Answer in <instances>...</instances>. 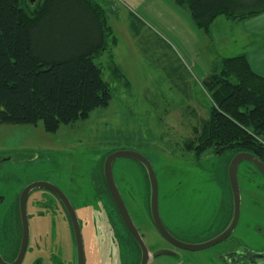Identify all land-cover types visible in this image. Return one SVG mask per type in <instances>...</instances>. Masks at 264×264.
<instances>
[{
	"label": "rangeland",
	"instance_id": "obj_1",
	"mask_svg": "<svg viewBox=\"0 0 264 264\" xmlns=\"http://www.w3.org/2000/svg\"><path fill=\"white\" fill-rule=\"evenodd\" d=\"M27 11L39 9L43 0ZM105 13L108 37L104 53L93 60L102 69L111 100L86 120L47 134L34 126L0 124V255L12 261L17 250L18 199L31 184L46 183L71 201L79 222L85 264H133L120 243L123 228L104 199H93V179L104 159L115 151H131L151 164L157 182V203L163 226L178 241L191 244L208 234L212 217L224 200L220 173L228 155L207 151L196 160L186 146L208 118L209 95L202 82L221 58L248 54L256 37L241 20L218 18L205 34L188 11L171 0H90ZM112 38L116 39L113 46ZM122 78L113 75L109 56ZM113 179L128 214L149 254L167 251L148 264H222L214 256L224 245L186 252L166 242L149 215V183L144 168L117 159ZM254 167L237 170L239 211L243 229L237 235L254 250L264 246V202ZM257 194L256 200H251ZM226 196V195H225ZM255 201V202H253ZM256 203V204H254ZM239 213V214H240ZM29 239L21 264H76L70 221L48 191L33 190L27 200ZM207 230V231H206ZM262 231L263 234L260 232Z\"/></svg>",
	"mask_w": 264,
	"mask_h": 264
},
{
	"label": "trees",
	"instance_id": "obj_2",
	"mask_svg": "<svg viewBox=\"0 0 264 264\" xmlns=\"http://www.w3.org/2000/svg\"><path fill=\"white\" fill-rule=\"evenodd\" d=\"M171 1L205 34L217 18L244 21L264 13V0ZM27 3L35 5L0 0V124L41 123L55 134L108 106L110 88L93 60L112 33L104 11L90 0H43L34 12ZM109 59L113 75L122 78L111 54ZM202 86L210 98L208 118L186 143L195 158L209 151L228 155V163L247 153L264 164V78L250 69L247 56L219 59Z\"/></svg>",
	"mask_w": 264,
	"mask_h": 264
},
{
	"label": "water",
	"instance_id": "obj_3",
	"mask_svg": "<svg viewBox=\"0 0 264 264\" xmlns=\"http://www.w3.org/2000/svg\"><path fill=\"white\" fill-rule=\"evenodd\" d=\"M28 1L30 5H33V0H28ZM117 159L132 160L139 163L144 168L149 183V213H150V219L152 225L162 239H164L173 247L186 252H200L212 248L225 241L233 232V229L237 223L239 216L240 195H239V186L237 181V170H238V166L241 163H248L252 165L264 178V164L261 163L253 155L247 153H237L234 156H232L227 165V180H228L230 192L232 194V204H233V215H232L231 223L229 224L227 229L216 238L207 241L205 243L190 245L178 241L176 238H174L166 230V228L163 226L161 222L158 212V203H157L156 176L150 162L142 155L131 151H115L110 155H108L106 159H104L102 165L104 181L107 186L108 192L110 194L112 203L114 204V207L122 221V224L124 225L127 232L131 235V237L133 238V240L135 241V243L139 248L140 251L139 264H148L151 262L153 258L160 256L174 257L175 254L167 251H161V252H156L154 254H149L147 248L143 243L141 236L139 235V233L137 232L136 228L133 225V222L128 214L124 202L115 185L112 174V166L114 161ZM36 189H42L52 193L63 206L67 214V217L70 221L73 232L75 252H76V264H85L83 240L75 211L68 198L64 195V193L60 189L46 183L31 184L21 192L18 201L19 217L21 224V240H20L18 253L16 255L15 260L11 263L5 262L0 256V264H21L24 258L28 244V239H29L26 202L29 194ZM252 254H256V253H252Z\"/></svg>",
	"mask_w": 264,
	"mask_h": 264
},
{
	"label": "flooded vegetation",
	"instance_id": "obj_4",
	"mask_svg": "<svg viewBox=\"0 0 264 264\" xmlns=\"http://www.w3.org/2000/svg\"><path fill=\"white\" fill-rule=\"evenodd\" d=\"M193 159L196 160L195 156L193 157ZM256 172L259 174L258 176L263 181V186L257 187L258 195L261 196L259 198L260 201H258V199L256 198L257 194H252V193L249 194L248 192H244L243 194L247 195V193H248L247 199L252 195L251 200L257 199L258 203H260V202L263 203L264 202V178L261 176V174L257 170H256ZM256 172H254V173H256ZM112 174H113V172H112ZM220 178H221L220 185H222L224 192H225V195H226V196L225 195L223 196L224 197L223 204H222L221 208H219L218 213H216L212 217V221L210 222L209 220H207V223H209L206 226V228H208L207 229L208 230L207 237L204 240L201 239L200 241L193 239L191 244H201V243H205L207 241H210V240L216 238L221 233H223L227 229L229 224L231 223L232 215H233V204H232V194L230 192V188H229L228 180H227V169L223 172L221 170ZM103 184L106 186L105 181H104V177H103V169H102V167H100V170L95 174V177L93 179V196L92 197H93V199H96V201L104 199L105 201H109L111 203V201H110L111 197H110V194L108 192L107 186H106V189H107L108 193H106L105 189H103ZM50 194L53 195L52 193H50ZM68 200H69V198H68ZM18 201H19V199H18ZM57 201H58V199H57ZM253 202H255V201H253ZM112 204L113 203H111V205ZM254 204H256V203H254ZM60 206L63 208L61 203H60ZM111 209H112V213L115 215V218L117 217L119 223L121 224V222H120L121 219L119 220L120 217H118L119 215H118V213L114 207V204L112 205ZM63 210H64V208H63ZM26 212H27V202H26ZM239 213H240V211H239ZM18 215H19V209H18ZM149 215H150V213H149ZM16 225H17L16 230L18 231L17 234L19 233L18 234L19 240H21L20 217H19L18 224H16ZM123 226L124 225L121 224V227L123 228V236H122L121 241H120V243L122 244V249L126 245H127V247L125 249L126 251H128V249L131 248L130 253L133 256V259L132 260L129 259V261L133 262V264H136L137 262L140 261V251L139 252L137 251V249H136L137 244H136V246L134 245L135 241L133 240L131 235L127 232L126 228ZM239 227H240V229L243 227V220H242L241 213L238 216L237 223H236L231 235L225 241L218 244V245H224L223 248H221L219 251H216L214 253V256H216L218 258L217 260H220V262L222 264H264V246H261L257 250H254L252 247H250V245L247 244L245 240L240 239V237H238L237 230L239 229ZM260 232L263 234L262 231H260ZM141 238H142V236H141ZM19 240H18V242H19ZM18 242H17V247H18ZM19 245H20V242H19ZM138 250H139V248H138ZM5 253L8 256H9V254H11V255L13 254V256H14L12 261L7 262L4 260V257L0 255L1 258L5 262L11 263L15 260L16 257L14 255V253H9V251H6ZM252 253H256V254H252Z\"/></svg>",
	"mask_w": 264,
	"mask_h": 264
},
{
	"label": "crops",
	"instance_id": "obj_5",
	"mask_svg": "<svg viewBox=\"0 0 264 264\" xmlns=\"http://www.w3.org/2000/svg\"><path fill=\"white\" fill-rule=\"evenodd\" d=\"M36 1L38 2L39 0ZM244 23L245 32L249 35L253 34L257 42L255 50H253L250 55L245 54L249 67L256 75L264 78V13L254 18L244 20Z\"/></svg>",
	"mask_w": 264,
	"mask_h": 264
}]
</instances>
